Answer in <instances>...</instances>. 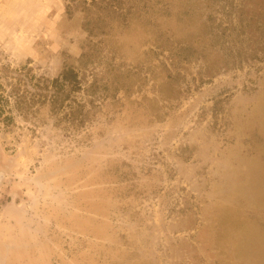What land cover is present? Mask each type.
<instances>
[{"label": "rangeland", "instance_id": "374dc122", "mask_svg": "<svg viewBox=\"0 0 264 264\" xmlns=\"http://www.w3.org/2000/svg\"><path fill=\"white\" fill-rule=\"evenodd\" d=\"M89 2L0 0V264H264V0ZM63 66L89 119L24 121Z\"/></svg>", "mask_w": 264, "mask_h": 264}, {"label": "trees", "instance_id": "16d2710c", "mask_svg": "<svg viewBox=\"0 0 264 264\" xmlns=\"http://www.w3.org/2000/svg\"><path fill=\"white\" fill-rule=\"evenodd\" d=\"M101 3L120 15L122 12L123 16L130 13L131 8L120 5L121 0H90L89 6H99ZM122 22H126L125 17ZM87 32L91 33L92 30L87 29ZM156 41L157 38L153 41L155 48L163 51L164 44H157ZM31 71L29 67H22L11 72L10 78L13 82L9 84L8 95L12 100L13 110L26 122L38 121L44 110L48 116L54 118L56 125L58 123L64 126L66 124L67 127H82L89 119V112L84 110L85 103L78 101L76 95L80 92L87 94L90 90L83 88L84 76L77 67L63 66L60 73L52 79L41 75L34 76L30 74ZM2 111L0 105V116Z\"/></svg>", "mask_w": 264, "mask_h": 264}]
</instances>
